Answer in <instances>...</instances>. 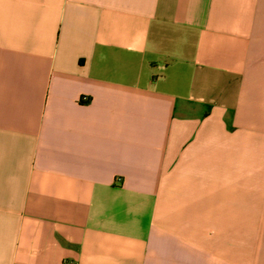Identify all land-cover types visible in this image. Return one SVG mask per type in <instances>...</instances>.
Returning <instances> with one entry per match:
<instances>
[{
	"label": "crops",
	"instance_id": "crops-1",
	"mask_svg": "<svg viewBox=\"0 0 264 264\" xmlns=\"http://www.w3.org/2000/svg\"><path fill=\"white\" fill-rule=\"evenodd\" d=\"M0 264H264V0H0Z\"/></svg>",
	"mask_w": 264,
	"mask_h": 264
}]
</instances>
